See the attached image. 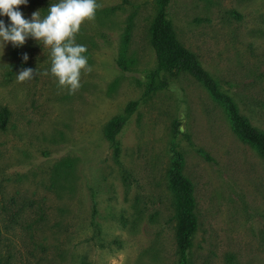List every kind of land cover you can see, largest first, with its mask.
Segmentation results:
<instances>
[{
    "label": "rangeland",
    "instance_id": "374dc122",
    "mask_svg": "<svg viewBox=\"0 0 264 264\" xmlns=\"http://www.w3.org/2000/svg\"><path fill=\"white\" fill-rule=\"evenodd\" d=\"M97 3L75 36L91 71L74 93L51 74L49 48L0 40V107L11 110L0 129L4 262L177 264L176 148L199 218L191 264H264V157L191 73L163 71L167 85L145 94L158 0ZM168 13L177 39L264 132V0H172ZM27 68L40 74L18 81ZM119 115L128 119L113 144L104 128Z\"/></svg>",
    "mask_w": 264,
    "mask_h": 264
},
{
    "label": "trees",
    "instance_id": "16d2710c",
    "mask_svg": "<svg viewBox=\"0 0 264 264\" xmlns=\"http://www.w3.org/2000/svg\"><path fill=\"white\" fill-rule=\"evenodd\" d=\"M59 0H28L29 6L40 11L41 18L48 14L51 3ZM172 0H158L159 9L151 25V45L156 54V68L150 73V83L147 95L167 85L164 79H159L163 71H187L201 81L226 109L228 116L240 137L253 144L264 157V132L253 126L250 120L240 113L231 95L223 92L219 82L203 67L198 55L185 47L176 37L174 26L169 18L168 8ZM110 13V9H103ZM0 16H5L0 14ZM138 106V101L130 102L127 113L130 114ZM11 117L8 106L0 107V129L7 128ZM128 115H119L111 119L104 128L106 138L113 144L117 143V135L123 129ZM172 166L169 172L171 187L176 195L175 236L179 254L177 264H191L190 251L194 237L199 227L196 212V200L193 195L192 182L183 174L184 158L180 151L172 148ZM0 264H6L0 255Z\"/></svg>",
    "mask_w": 264,
    "mask_h": 264
},
{
    "label": "clouds",
    "instance_id": "9594fccd",
    "mask_svg": "<svg viewBox=\"0 0 264 264\" xmlns=\"http://www.w3.org/2000/svg\"><path fill=\"white\" fill-rule=\"evenodd\" d=\"M28 0H0V14L10 18L11 25L0 21V40L14 46H22L28 37L37 40L50 49L51 74L57 79L58 86L67 87L74 93L80 87L82 70L91 71L85 53L87 48L75 42L81 25L95 18L97 9L102 7L97 0H59L51 3L48 14L41 18L40 11L32 14L31 20L24 18L18 11L20 5ZM28 60L27 54L23 57ZM31 68L21 69L17 80L23 82L39 75ZM43 75H48L45 71Z\"/></svg>",
    "mask_w": 264,
    "mask_h": 264
}]
</instances>
